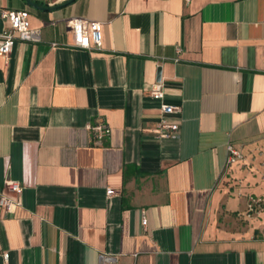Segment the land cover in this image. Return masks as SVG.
Returning <instances> with one entry per match:
<instances>
[{"label":"crops","instance_id":"1","mask_svg":"<svg viewBox=\"0 0 264 264\" xmlns=\"http://www.w3.org/2000/svg\"><path fill=\"white\" fill-rule=\"evenodd\" d=\"M4 8L28 11L38 41L0 57V191L22 185L0 208V264H264V209H248L264 179L227 162L228 145L264 141V0ZM72 18L100 22L99 49L73 46ZM157 81L175 138L155 137Z\"/></svg>","mask_w":264,"mask_h":264},{"label":"built area","instance_id":"2","mask_svg":"<svg viewBox=\"0 0 264 264\" xmlns=\"http://www.w3.org/2000/svg\"><path fill=\"white\" fill-rule=\"evenodd\" d=\"M0 17L7 22L6 27L0 33V57H5L12 51L14 42L21 40L25 42L38 41L34 30L30 27L28 20V11L15 9H0ZM72 29L73 46L85 49H99L101 47V24L97 20L86 18H72L68 21ZM151 98L160 101V116L156 122L157 139L175 138L179 133V124L172 118V115L179 110V106L164 102V86L161 81H157L150 86ZM92 134V139L95 144H100L101 141L109 137L111 128L106 121L100 119L88 125ZM227 162L234 161L238 156L236 150L228 145ZM22 185L17 180L7 179L4 182V187L0 191V208L5 212H12L21 204ZM114 191L107 188L106 194L111 195ZM263 199L250 197L248 209L255 210V207H260ZM147 218H142V224L145 226ZM7 259V254L4 255Z\"/></svg>","mask_w":264,"mask_h":264},{"label":"rangeland","instance_id":"3","mask_svg":"<svg viewBox=\"0 0 264 264\" xmlns=\"http://www.w3.org/2000/svg\"><path fill=\"white\" fill-rule=\"evenodd\" d=\"M252 143L253 147L246 151H244L245 144L239 147L232 145V148L237 151L238 156L229 164L240 162L250 175H260L264 179V141ZM260 209H264V201L260 205Z\"/></svg>","mask_w":264,"mask_h":264},{"label":"water","instance_id":"4","mask_svg":"<svg viewBox=\"0 0 264 264\" xmlns=\"http://www.w3.org/2000/svg\"><path fill=\"white\" fill-rule=\"evenodd\" d=\"M102 263L103 264H115V259L112 257H102Z\"/></svg>","mask_w":264,"mask_h":264}]
</instances>
